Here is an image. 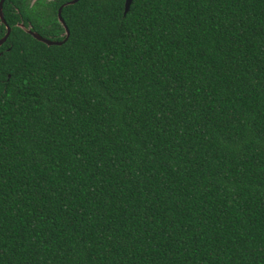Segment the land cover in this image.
I'll return each mask as SVG.
<instances>
[{"label":"trees","instance_id":"obj_1","mask_svg":"<svg viewBox=\"0 0 264 264\" xmlns=\"http://www.w3.org/2000/svg\"><path fill=\"white\" fill-rule=\"evenodd\" d=\"M26 1L2 3L0 264H264V0H77L52 46Z\"/></svg>","mask_w":264,"mask_h":264},{"label":"flooded vegetation","instance_id":"obj_2","mask_svg":"<svg viewBox=\"0 0 264 264\" xmlns=\"http://www.w3.org/2000/svg\"><path fill=\"white\" fill-rule=\"evenodd\" d=\"M77 0H27V8L28 10H32V17H30V20L25 21V25H23L22 20L19 19L17 23L14 24V26L20 28L23 32L29 35L27 31H30L32 33L37 34L42 39H45L47 41L56 42L51 40V36L48 35V32H51V28L53 25L52 19L56 26L58 28H61L64 34V21L61 17V10L67 6L73 5L76 3ZM13 10L16 11L15 7L13 6ZM59 17L62 21V23L59 21ZM20 22V23H19ZM6 27L8 28V35L10 33V28L7 26L3 19L2 15V7H1V19H0V39L5 35L6 33ZM36 28V29H34ZM67 29V28H66ZM40 31L39 33L37 32ZM68 30V29H67ZM8 35L6 36L5 40L0 44V48L3 46L4 42L6 41ZM61 33H59V37H61ZM63 37V39H64ZM62 39V40H63ZM61 40V41H62ZM37 41V40H36ZM58 41V42H61ZM41 43V42H40ZM43 44V43H42Z\"/></svg>","mask_w":264,"mask_h":264},{"label":"water","instance_id":"obj_3","mask_svg":"<svg viewBox=\"0 0 264 264\" xmlns=\"http://www.w3.org/2000/svg\"><path fill=\"white\" fill-rule=\"evenodd\" d=\"M4 0H0V19H1V7H2V3H3ZM131 3V0H124L123 2V11H122V15H124L127 11H128V8H129V5ZM58 18H59V21L62 23L60 17H59V14H58ZM6 33L5 35L0 39V44L5 40L6 36L8 35V28L6 27ZM27 33H29V35L37 40L38 42H41L43 43L44 45L46 46H52V45H61L67 38L68 36V30L66 29V27H64V34H65V37L64 39L61 41V42H51V41H47L45 39H42L41 37H39L37 34L35 33H32L30 31H27Z\"/></svg>","mask_w":264,"mask_h":264}]
</instances>
